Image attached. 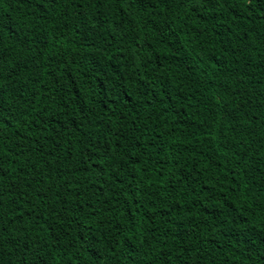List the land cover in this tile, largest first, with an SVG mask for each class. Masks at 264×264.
Listing matches in <instances>:
<instances>
[{
  "label": "trees",
  "instance_id": "obj_1",
  "mask_svg": "<svg viewBox=\"0 0 264 264\" xmlns=\"http://www.w3.org/2000/svg\"><path fill=\"white\" fill-rule=\"evenodd\" d=\"M0 264H264V2L0 0Z\"/></svg>",
  "mask_w": 264,
  "mask_h": 264
},
{
  "label": "snow or ice",
  "instance_id": "obj_2",
  "mask_svg": "<svg viewBox=\"0 0 264 264\" xmlns=\"http://www.w3.org/2000/svg\"><path fill=\"white\" fill-rule=\"evenodd\" d=\"M262 2H264V0H262Z\"/></svg>",
  "mask_w": 264,
  "mask_h": 264
}]
</instances>
